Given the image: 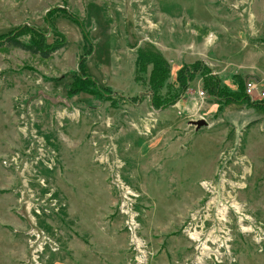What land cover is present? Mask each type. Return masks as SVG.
<instances>
[{
    "label": "rangeland",
    "instance_id": "1",
    "mask_svg": "<svg viewBox=\"0 0 264 264\" xmlns=\"http://www.w3.org/2000/svg\"><path fill=\"white\" fill-rule=\"evenodd\" d=\"M24 26L64 45L45 58L4 42ZM148 44L171 66L166 84L203 64L165 108L151 103L150 67L135 79ZM209 75L227 90L250 78L264 87V0H0V264H34L38 235L40 264H138L119 180L139 195L147 264H198L210 234L227 244L209 241L201 264H264V241L215 207L238 202L243 223L264 230V109L249 104L264 98L213 95ZM75 81L86 91L71 93ZM225 167L244 188L220 186Z\"/></svg>",
    "mask_w": 264,
    "mask_h": 264
},
{
    "label": "trees",
    "instance_id": "2",
    "mask_svg": "<svg viewBox=\"0 0 264 264\" xmlns=\"http://www.w3.org/2000/svg\"><path fill=\"white\" fill-rule=\"evenodd\" d=\"M82 31L84 32L83 29ZM26 35L30 36L28 42H26L25 40L22 41L20 39L22 36ZM3 39L6 40L4 42L9 43L12 46L23 48L24 50H27L34 54L39 53L45 58L59 50L64 45V42L52 44L48 43L44 33L34 27L29 26L18 28L15 31H12L9 34L3 36ZM202 65V62L197 61L192 65L184 66L178 73L176 83H169L170 74L172 73L169 62L159 50L148 44L146 47H140L137 51L134 74L137 81L142 80L145 77L144 75L147 74L148 67H150L149 83H151L153 87V98L151 103L155 108L160 109L165 108L170 103L173 104L175 102V100L187 89L192 78L196 74H198L199 69L201 70V67H203ZM167 81H169L168 84H166ZM238 83L239 89L227 90L228 88L221 87V81L218 76L209 75L205 77V86L208 88V91L211 94L219 95L220 97H227L228 99L233 101H248L250 97L246 94L245 83L243 85V83H241V80L238 81ZM165 84L168 92L166 94H163L162 90L165 87ZM85 85L86 84H78L75 81L73 86H70V89L68 90H70L71 93L80 91L85 92ZM104 89L105 88H103L102 90L105 91ZM173 89L174 93L177 92L175 99L168 101V99H170V97L173 95ZM249 104L252 106H256L257 109H264V102L253 103L249 101Z\"/></svg>",
    "mask_w": 264,
    "mask_h": 264
},
{
    "label": "built area",
    "instance_id": "3",
    "mask_svg": "<svg viewBox=\"0 0 264 264\" xmlns=\"http://www.w3.org/2000/svg\"><path fill=\"white\" fill-rule=\"evenodd\" d=\"M245 91H246V94L253 100L259 99V98L260 99L264 98V87H263L262 83L256 79L254 80V79L250 78V79L245 81ZM199 94L202 97L204 95V92L200 91ZM225 168L222 169V174H221L222 177L220 179V186H221V183L223 180V176L225 175V173L229 169L228 167H225ZM117 185L119 188L120 195H122L121 196L120 209L126 217V228H127L126 230L128 232L130 249H131L132 254H133L134 262L138 263V264H147L148 262H150V259L153 256V252L148 248V245H147L146 241L144 240V238L141 235H139L140 221H138V212L135 210V203H136V200H137L139 195L136 192H134L133 189H130L128 187V185H126L125 182H123L122 180H119ZM201 186L205 190H210L211 188H214L213 180H211V181L203 180V181H201ZM212 203H213V200L211 201L210 204L212 205ZM231 205H229L227 201L219 202L218 205L215 206L217 209V213H216L217 217L218 218L224 217L226 219L227 218L226 214L229 210V207H231ZM219 206H220V208L222 206L227 207V211L223 216L218 214ZM239 215L241 217L239 220L240 224H242L241 229L243 231H246V232L247 231L252 232V233L255 232V234H256L255 239L257 240L258 244L261 245V243H263V241H264V230L262 228L260 229V226L257 227L255 225H253L252 223H249L248 225H247V223H243L246 220H248V221H252V220L250 217H248V216L246 217V215L243 214V212H242V214H239ZM226 220H224V221H226ZM189 228L191 229V227H189ZM190 229L188 230V234H189L190 239H192L193 241L199 242L202 239L201 232H199L195 229H194V231L190 230ZM40 239H41V237H40V235H38L36 244H33V246H32V255L31 256H32V262L34 264H40V254L42 253L43 249L45 248L44 246L47 243L46 241H42ZM220 240H221L220 248L225 247L224 245L227 244V239H221V238H217V239L215 238L214 239V238H212V234H210L206 238V240L202 243V245L198 244L196 246V249L198 250V255L195 259L196 262L198 264L205 262V260H206L205 257L207 255V253L210 251L212 252V250L210 249V246H209V241H211L213 243H217Z\"/></svg>",
    "mask_w": 264,
    "mask_h": 264
},
{
    "label": "bare ground",
    "instance_id": "4",
    "mask_svg": "<svg viewBox=\"0 0 264 264\" xmlns=\"http://www.w3.org/2000/svg\"><path fill=\"white\" fill-rule=\"evenodd\" d=\"M230 172H231V169H228V171L225 173V175L223 176V180H222V183H221V186L223 187V186H226L227 184L228 185H230L231 187H238V188H242L243 186L245 187V185H242V183H237L236 181H234L233 179H232V174L230 175ZM235 177V176H234ZM244 178H246V177H244ZM243 187V188H244ZM228 198H231L230 196H227V197H225L224 199L225 200H227ZM214 201H215V198H213V203H214ZM212 203V204H213ZM211 205V204H210ZM231 207L232 208H234L235 209V211L238 213V214H242V210H243V207H242V205H240L238 202H233V204L231 205ZM219 212H218V214L219 215H224L225 213H226V211H227V207H225V206H222L221 208H220V206H219ZM219 220H226L224 217L223 218H219ZM217 238V237H216Z\"/></svg>",
    "mask_w": 264,
    "mask_h": 264
},
{
    "label": "crops",
    "instance_id": "5",
    "mask_svg": "<svg viewBox=\"0 0 264 264\" xmlns=\"http://www.w3.org/2000/svg\"><path fill=\"white\" fill-rule=\"evenodd\" d=\"M208 102H211V101L208 100ZM180 103H181V100L179 102L175 103L173 106H171L170 109H166V110L162 111V113H165V116L171 114L172 109H176V108L180 107Z\"/></svg>",
    "mask_w": 264,
    "mask_h": 264
},
{
    "label": "water",
    "instance_id": "6",
    "mask_svg": "<svg viewBox=\"0 0 264 264\" xmlns=\"http://www.w3.org/2000/svg\"><path fill=\"white\" fill-rule=\"evenodd\" d=\"M206 124V121L205 120H199V121H197L196 122V125H197V127H201V126H203V125H205Z\"/></svg>",
    "mask_w": 264,
    "mask_h": 264
}]
</instances>
